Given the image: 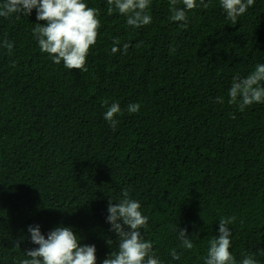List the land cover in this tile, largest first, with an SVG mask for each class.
I'll use <instances>...</instances> for the list:
<instances>
[{
	"label": "trees",
	"instance_id": "1",
	"mask_svg": "<svg viewBox=\"0 0 264 264\" xmlns=\"http://www.w3.org/2000/svg\"><path fill=\"white\" fill-rule=\"evenodd\" d=\"M85 2L101 22L87 72L41 52L36 9L0 17V264H20L39 247L28 231L37 225L45 238L71 227L102 264L118 248L109 200L124 190L148 217L142 235L161 264H204L219 220L232 217L237 264L247 255L264 264V102L243 112L228 104L232 78L264 64V0L236 24L219 0H197L186 27L170 20L169 0H152L153 21L141 28L107 15V0ZM104 100L120 104L115 130ZM132 103L139 112L127 111Z\"/></svg>",
	"mask_w": 264,
	"mask_h": 264
},
{
	"label": "clouds",
	"instance_id": "2",
	"mask_svg": "<svg viewBox=\"0 0 264 264\" xmlns=\"http://www.w3.org/2000/svg\"><path fill=\"white\" fill-rule=\"evenodd\" d=\"M152 0H107V15L113 13L125 17L129 28H141L153 21L149 9ZM203 3V0H201ZM220 6L226 14V19L236 24L255 0H219ZM182 5V6H181ZM197 0H169L170 20L184 22L187 26V12L196 9ZM207 7V5H204ZM36 9V19L44 23H37L32 29L33 38L38 42L42 53L57 65L63 62L68 70L87 72L86 60L91 49L96 45L101 22L100 9L89 7L85 0H3L0 3V17L9 18L16 14L29 16ZM121 41L113 39L111 53L120 51ZM129 44L123 45V52L127 54ZM137 47L140 45L137 44ZM3 47L12 53L13 43L5 39ZM15 63V62H13ZM228 104H237L241 112L254 103L264 102V64H256L254 70L247 76H234L228 90ZM217 103H224L223 97L216 98ZM103 104L108 106L104 119L116 129V117L122 115L118 102L109 106L107 100ZM140 104L132 103L127 106L129 113L139 112ZM107 222L111 231L117 234L118 248L105 258L102 264H161L153 251V242L144 239L142 229L148 228V217L143 215L141 204L130 198L128 190L122 191L121 199L113 203L110 198L107 207ZM235 218L219 220V235L211 239L204 264H237L230 251L232 232L229 224ZM31 242L38 248L27 250L26 257L20 264H97L96 248L94 245L80 244V238L71 227L59 226L47 234L41 233L39 226H29ZM186 229H179V239L183 249L191 250L193 243L187 238ZM111 245L112 241H108ZM19 248V244L16 246ZM182 252L172 249L170 255L173 260H179ZM240 264H258L251 256H245Z\"/></svg>",
	"mask_w": 264,
	"mask_h": 264
}]
</instances>
